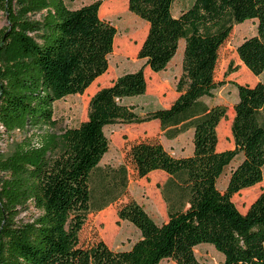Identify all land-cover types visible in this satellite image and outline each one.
Listing matches in <instances>:
<instances>
[{
	"label": "trees",
	"instance_id": "16d2710c",
	"mask_svg": "<svg viewBox=\"0 0 264 264\" xmlns=\"http://www.w3.org/2000/svg\"><path fill=\"white\" fill-rule=\"evenodd\" d=\"M175 1L128 0L130 12L149 25L137 55L145 65L100 88L89 101L87 119L59 132L55 103L83 94L105 77L118 30L101 17L103 0L79 8L64 0H0L9 23L0 35V264H159L167 259L202 264L194 251L200 244L224 255L216 264H264V191L245 213L233 201L264 177V82H234L233 148H218V127L228 107L204 100L221 84L216 70L222 46L247 20H257V34L244 39L237 54L251 74L264 72V0H195L178 17ZM122 10L117 1L109 7L112 14ZM182 40L176 99L139 115L123 100L147 92L144 68L155 74L165 70ZM8 50L19 57L4 62ZM155 120L169 140L193 130L191 156L174 157L156 139L135 142L128 151L139 178L156 171L167 175L159 188L168 219L158 224L131 199L117 210L119 220L141 232L131 249L116 251L103 240L82 245L88 216L128 191L126 163L101 166L110 148L105 129ZM30 130L41 133L17 143L18 134ZM5 140L14 144L8 154L1 149ZM238 157L221 191L218 180ZM24 212L28 217L20 218Z\"/></svg>",
	"mask_w": 264,
	"mask_h": 264
},
{
	"label": "rangeland",
	"instance_id": "374dc122",
	"mask_svg": "<svg viewBox=\"0 0 264 264\" xmlns=\"http://www.w3.org/2000/svg\"><path fill=\"white\" fill-rule=\"evenodd\" d=\"M68 7L79 8L95 0H64ZM114 1L120 2L123 10L116 14L109 11V7ZM195 0H176L173 5V15L178 17L182 12L189 9ZM107 4V5H106ZM106 5V7H105ZM101 17L111 22L118 30L114 50L109 55V70L101 78L93 83L83 94L68 96L54 105V119L57 122L56 130L62 131L66 128L77 127L87 119L89 101L91 97L103 86L109 85L117 77L133 72L145 65V60L138 59L137 55L141 44L147 36L149 25L139 18L128 8V0H103L101 6ZM40 18V15L37 16ZM6 14L0 11V35L8 27ZM257 34V20H247L234 27L231 36L222 46L219 62L216 70V80L221 83L212 98H204L209 105L223 104L228 107L227 119L223 120L218 127L219 150L234 147V140L231 132L232 120L234 117L233 106L238 100V90L234 82L255 85L257 82H264V72L260 76H255L249 72L241 63L237 54V47L248 37ZM185 43L180 47L167 68L163 70L160 78L169 83L163 90H159L160 74L153 73L149 67H145V75L148 80V90L139 96L127 97L124 103L135 107L139 115L156 108L165 107L171 104L168 98L174 92L178 79L183 72V57ZM13 55V56H12ZM19 55H14L11 51H6L2 55L4 62L11 61ZM237 69V72L231 73ZM99 81V82H98ZM239 81V82H238ZM162 101V103H161ZM163 104V105H162ZM157 120L147 122L146 127L140 124L117 123L105 129L110 140V148L104 156L101 166H114L126 163L129 169V184L126 194L117 202L111 204L101 211L92 212L81 232V244L88 246L103 240L113 250H128L133 243L141 237L140 230L131 222L119 220L117 216L118 208L131 199L143 204L150 216L161 224L168 219L166 204L163 200L160 185L167 180L164 172H152L149 175L139 178L128 162L127 155L131 145L144 139L159 140L165 148L177 158L191 156L194 152L193 130H188L173 140L163 136ZM155 123V124H154ZM49 130V129H46ZM40 131L30 130L18 134L17 143H20ZM5 140L1 149L6 154L13 150L14 144L8 145ZM242 157L234 160L224 171L218 180V187L225 191L232 170L240 163ZM264 191V177L262 182L253 187L244 189L233 196V201L239 210L245 213L255 199ZM109 210L107 213H105ZM28 213L24 212L20 218H27ZM104 231L106 232L104 235ZM197 259L202 264H216L224 259V255L216 250L211 244H200L194 249ZM159 264H178L173 259L163 260Z\"/></svg>",
	"mask_w": 264,
	"mask_h": 264
},
{
	"label": "crops",
	"instance_id": "0c3cea01",
	"mask_svg": "<svg viewBox=\"0 0 264 264\" xmlns=\"http://www.w3.org/2000/svg\"><path fill=\"white\" fill-rule=\"evenodd\" d=\"M182 42H184L183 40L180 42V44H182ZM174 59V58H173ZM172 59V60H173ZM171 63V62H170ZM158 74H160V75H158L159 76V79H160V82H159V84H160V86H159V90H163L166 86H169V83L168 82H165L164 80H162V78H160V77H162L161 76V72L160 73H158ZM174 90V92L172 93V94H170L169 95V97L168 98H170L171 99V102L172 101H174L175 99H176V97H177V93H176V91H175V88L173 89ZM161 103H162V101H161ZM163 105V104H162ZM167 106V105H166ZM153 122V121H152ZM155 124V123H154ZM156 124H159V122H156ZM140 125H142V127H146V123H142V124H140ZM157 172V171H156ZM141 204V203H140ZM141 205H143V204H141ZM134 244V243H133ZM133 244H132V246H133ZM131 246V247H132ZM131 247L129 248V249H131ZM128 249V250H129Z\"/></svg>",
	"mask_w": 264,
	"mask_h": 264
}]
</instances>
